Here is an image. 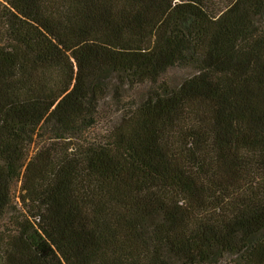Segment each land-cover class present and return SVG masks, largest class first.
I'll return each mask as SVG.
<instances>
[{"label":"trees","instance_id":"trees-1","mask_svg":"<svg viewBox=\"0 0 264 264\" xmlns=\"http://www.w3.org/2000/svg\"><path fill=\"white\" fill-rule=\"evenodd\" d=\"M0 264H264V0H0Z\"/></svg>","mask_w":264,"mask_h":264},{"label":"rangeland","instance_id":"rangeland-1","mask_svg":"<svg viewBox=\"0 0 264 264\" xmlns=\"http://www.w3.org/2000/svg\"><path fill=\"white\" fill-rule=\"evenodd\" d=\"M194 72V68L186 65V64H176L171 66L167 72L165 73V78L168 80L169 85L172 87H176L186 76L190 75ZM111 81L116 83V76L111 74L110 76ZM145 86H139L135 90H132L130 94L133 96L138 97L139 95H143L145 92ZM105 112V111H104ZM22 179L16 180L12 185V198L13 201L16 202L20 200L21 194H23L22 190Z\"/></svg>","mask_w":264,"mask_h":264}]
</instances>
